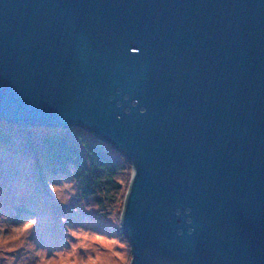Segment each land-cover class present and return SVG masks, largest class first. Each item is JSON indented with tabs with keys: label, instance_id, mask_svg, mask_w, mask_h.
<instances>
[{
	"label": "water",
	"instance_id": "1",
	"mask_svg": "<svg viewBox=\"0 0 264 264\" xmlns=\"http://www.w3.org/2000/svg\"><path fill=\"white\" fill-rule=\"evenodd\" d=\"M0 121L126 158L130 264H264V0H0Z\"/></svg>",
	"mask_w": 264,
	"mask_h": 264
},
{
	"label": "rangeland",
	"instance_id": "2",
	"mask_svg": "<svg viewBox=\"0 0 264 264\" xmlns=\"http://www.w3.org/2000/svg\"><path fill=\"white\" fill-rule=\"evenodd\" d=\"M51 129L0 121V264H130L119 214L95 216L70 174L38 169ZM116 177L130 181L125 169Z\"/></svg>",
	"mask_w": 264,
	"mask_h": 264
},
{
	"label": "trees",
	"instance_id": "3",
	"mask_svg": "<svg viewBox=\"0 0 264 264\" xmlns=\"http://www.w3.org/2000/svg\"><path fill=\"white\" fill-rule=\"evenodd\" d=\"M51 130L40 137L42 155L35 153L38 169L42 165L55 174H70L95 216L112 219L119 214L121 222L130 181L125 186L116 175L125 169L131 180L132 167L126 158L81 128Z\"/></svg>",
	"mask_w": 264,
	"mask_h": 264
}]
</instances>
